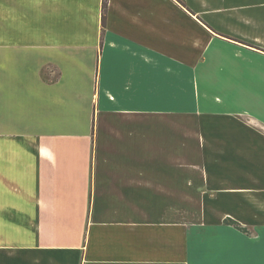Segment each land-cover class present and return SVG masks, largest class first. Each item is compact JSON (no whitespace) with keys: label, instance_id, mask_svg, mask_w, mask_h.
I'll return each mask as SVG.
<instances>
[{"label":"crops","instance_id":"0c3cea01","mask_svg":"<svg viewBox=\"0 0 264 264\" xmlns=\"http://www.w3.org/2000/svg\"><path fill=\"white\" fill-rule=\"evenodd\" d=\"M104 3L0 0V264H264V0Z\"/></svg>","mask_w":264,"mask_h":264},{"label":"rangeland","instance_id":"374dc122","mask_svg":"<svg viewBox=\"0 0 264 264\" xmlns=\"http://www.w3.org/2000/svg\"><path fill=\"white\" fill-rule=\"evenodd\" d=\"M180 93L182 95H186V98H185V106L187 107V105H189V104L191 106V100H192L191 88H187V87L186 88H180ZM191 108H192V106H191Z\"/></svg>","mask_w":264,"mask_h":264},{"label":"trees","instance_id":"16d2710c","mask_svg":"<svg viewBox=\"0 0 264 264\" xmlns=\"http://www.w3.org/2000/svg\"><path fill=\"white\" fill-rule=\"evenodd\" d=\"M104 9H105V10L107 9V0H105V3H104Z\"/></svg>","mask_w":264,"mask_h":264}]
</instances>
